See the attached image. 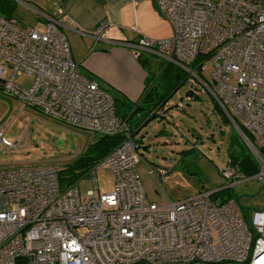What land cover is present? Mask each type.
Masks as SVG:
<instances>
[{
    "label": "built area",
    "instance_id": "built-area-1",
    "mask_svg": "<svg viewBox=\"0 0 264 264\" xmlns=\"http://www.w3.org/2000/svg\"><path fill=\"white\" fill-rule=\"evenodd\" d=\"M154 1L171 35L140 37L132 54L147 52L182 68L247 143L258 172L248 177L228 163L219 169L221 188L251 179L264 185V156L256 147H264V0ZM37 15L43 31L0 15V92L21 108L35 107L94 134L122 131L124 140L83 176L93 183L84 197L78 181L60 187L57 164L0 168V264H264V210H254L248 221L234 198L213 202L212 191L166 205L147 198L137 172L138 143L116 115L112 96L79 71L60 22ZM197 57L201 72L211 66L212 82L190 69ZM17 74L31 76V84L17 82ZM8 126H0V145L12 148L24 134L9 141ZM105 164L112 188L100 193L94 170ZM149 173L159 180L168 170L150 165Z\"/></svg>",
    "mask_w": 264,
    "mask_h": 264
},
{
    "label": "rangeland",
    "instance_id": "rangeland-1",
    "mask_svg": "<svg viewBox=\"0 0 264 264\" xmlns=\"http://www.w3.org/2000/svg\"><path fill=\"white\" fill-rule=\"evenodd\" d=\"M16 17L23 25L36 27L39 31L44 29V23L34 13L21 7ZM159 61L157 57L151 58L153 65L148 68L151 79L159 70ZM211 71V66H208L202 72L209 82H212ZM9 73L10 68L6 67L5 76ZM233 79L234 76L230 74L229 80L233 82ZM15 80L28 87L32 77L17 74ZM190 88L196 97L186 98ZM215 103L209 91L187 78L169 97L165 116L161 114L150 118L134 134L143 139L138 147L141 160L137 172L149 200L166 205L201 191L221 188L224 179L219 169L226 165L230 137H235L250 151L232 123L228 119L223 120L222 116L225 115L217 111ZM138 112L145 115V111ZM142 116L139 118L135 114L129 124L133 125L134 121L140 123ZM4 122L9 124L4 132L9 141L17 142L24 134L23 140L15 147L0 145V168L4 169L48 163L63 166L83 153L94 138L90 130L49 118L32 106L21 108L17 99L0 92V126ZM150 165L163 167L169 172L158 180L149 173ZM94 176L100 193L111 190L109 165L97 167ZM77 185L81 197L93 188L89 176L81 178ZM232 192L243 207L248 221L254 210H264V185L260 182L251 179L239 183Z\"/></svg>",
    "mask_w": 264,
    "mask_h": 264
},
{
    "label": "crops",
    "instance_id": "crops-1",
    "mask_svg": "<svg viewBox=\"0 0 264 264\" xmlns=\"http://www.w3.org/2000/svg\"><path fill=\"white\" fill-rule=\"evenodd\" d=\"M12 1L16 4L12 17L17 18L16 13L21 7L38 18L37 14H49L57 19L79 71L131 103L151 82L148 71L153 65L151 58H159V66L162 62L160 57L147 52L134 57L131 44L140 37L157 40L171 35V26L157 9L154 0H62L60 4L56 0ZM185 96L196 97L195 93ZM168 106L167 100L163 108L154 113L157 116L163 114L164 117ZM138 111L135 114L140 118L142 113ZM136 123L138 121L130 126ZM134 138L140 143L143 141L142 137L134 135Z\"/></svg>",
    "mask_w": 264,
    "mask_h": 264
},
{
    "label": "trees",
    "instance_id": "trees-1",
    "mask_svg": "<svg viewBox=\"0 0 264 264\" xmlns=\"http://www.w3.org/2000/svg\"><path fill=\"white\" fill-rule=\"evenodd\" d=\"M16 4L12 0H0V15L5 18H10L15 12ZM201 58L197 57L195 61L189 66L190 69L195 70L197 75L203 77V73L198 66ZM142 62V61H141ZM156 78V79H155ZM187 79V73L179 66L162 61L158 72L152 77L151 82L147 83L142 94L139 98L131 103L125 99V97L112 92L107 86L100 87L108 92L114 102L115 113L123 122L128 126L130 136L138 143L140 141L134 138L136 129L144 125L150 118L156 117L154 113L158 109H162L164 103L169 99L172 93L185 83ZM204 79V77H203ZM206 80V79H205ZM207 81V80H206ZM209 82V81H208ZM186 93H194L192 89H188ZM215 108L219 113H222L221 109L215 104ZM137 110L145 111V115L142 116L141 121L134 126H130L129 122L133 118ZM224 121H227L225 116H222ZM136 128V129H135ZM242 132L248 137L251 142H254L252 136L242 127ZM135 129V130H134ZM124 140V134L122 131H118L113 134H94L93 140L87 146L86 150L81 153L76 159L70 163H66L63 166L58 165L57 178L59 185L62 189L69 187L76 181L83 178L89 171L104 157H106L116 146H118ZM258 151L264 156V147L256 145ZM228 159L226 164L235 165L240 173L245 176H252L258 172V163L240 141L235 137L229 138V144L227 149ZM169 172V171H168ZM233 188L225 187L216 189L211 192L210 199L213 202L223 203L229 198L234 200L240 206L243 215L245 216L244 209L237 201V197L232 192ZM246 218V216H245ZM16 264H29L25 259L17 260Z\"/></svg>",
    "mask_w": 264,
    "mask_h": 264
}]
</instances>
